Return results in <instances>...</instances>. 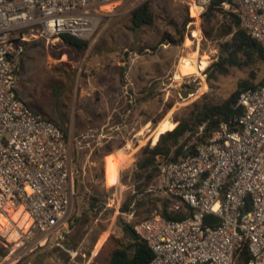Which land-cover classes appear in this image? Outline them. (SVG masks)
I'll use <instances>...</instances> for the list:
<instances>
[{
    "label": "rangeland",
    "instance_id": "374dc122",
    "mask_svg": "<svg viewBox=\"0 0 264 264\" xmlns=\"http://www.w3.org/2000/svg\"><path fill=\"white\" fill-rule=\"evenodd\" d=\"M144 3L153 22L134 29L131 12ZM102 8L99 24L82 38L87 45L81 51L59 35L44 38L26 32L16 90L28 108L57 123L69 138L75 195L66 230L44 243L38 242L39 235L31 238L30 231L21 236L30 222L24 213L13 220L14 226L5 224L0 229V264H105L116 238L131 241L124 223L134 225L160 214L162 201L182 207L166 194L157 164L172 159L180 146L179 155L201 142L203 125L181 137L167 156L157 155L145 174L137 168L142 148L189 118L193 103L203 95L219 103L251 72L232 67L207 79L202 60L209 55V64L215 61L223 39L205 38L202 16L191 17L189 0H115ZM254 69L258 72L252 81L258 83L264 64ZM137 200L146 204L133 206ZM125 201L131 209L122 212Z\"/></svg>",
    "mask_w": 264,
    "mask_h": 264
},
{
    "label": "built area",
    "instance_id": "2783aa9c",
    "mask_svg": "<svg viewBox=\"0 0 264 264\" xmlns=\"http://www.w3.org/2000/svg\"><path fill=\"white\" fill-rule=\"evenodd\" d=\"M114 1L0 0V216L12 227L9 211L21 208L30 219L21 236L30 231L39 243L68 226L74 158L64 130L18 95L19 60L29 34L87 38L102 6ZM210 1L189 0V14L192 6L199 10L191 17L199 20ZM233 1L239 26L264 43V0ZM235 107L241 112L220 121L204 141L158 162L166 194L190 212L181 220L153 214L133 225L152 250L146 264H232L243 245L248 264H264V80L241 90ZM208 214L218 224L204 223Z\"/></svg>",
    "mask_w": 264,
    "mask_h": 264
},
{
    "label": "trees",
    "instance_id": "16d2710c",
    "mask_svg": "<svg viewBox=\"0 0 264 264\" xmlns=\"http://www.w3.org/2000/svg\"><path fill=\"white\" fill-rule=\"evenodd\" d=\"M224 5H227L228 8L224 9ZM218 14L221 16L218 17ZM201 16L203 20L202 31L205 38L223 39L219 44L217 59L211 64H209V55L202 60V70L207 67L205 70L207 79L210 81L216 79L219 75H225L232 67L247 68L251 72L247 78L238 82L237 89L234 92L219 103H214L210 99H207L206 95H203L199 101L193 103L195 109L191 111L189 118L178 120V123L172 130L161 133L157 142L153 143V146L145 145L141 150L142 157L137 161V168L143 170L144 174L154 165L157 155L167 156L171 150V146L175 145L186 133H194L198 130L199 126L203 125L200 138L204 141L220 121H227L234 114L240 113L241 108L235 107L239 92L246 88H255L264 80L263 77L258 83L252 81V79L256 78L258 72L254 67L259 63L264 64V43L252 38L239 26L234 1L211 0ZM153 18V13L148 4H141L131 12V27L137 29L141 26L152 24ZM188 21H190V18L187 17L184 25ZM59 36L63 43L78 51L83 50L87 45L86 40L69 33H61ZM168 37L169 42L175 41L170 36ZM180 37L181 41L182 35ZM180 150L181 146L175 150L176 153L172 159H175L179 155ZM146 176L149 177L150 174L147 173ZM140 191L141 189L137 187L135 193H139ZM129 204L130 201H125L120 208L121 211H130ZM145 204L144 201L137 200L133 206L140 207ZM152 205L153 207L155 206L154 204ZM151 209L148 206L146 211L149 213ZM189 212L190 209L183 204L182 207L174 209L169 207L167 201L161 202L160 214L168 220H181ZM204 223L216 225L218 224V218L212 214H208L204 217ZM123 228L130 235L131 241L129 244H125L116 238V243L109 248L105 264H146L153 256L152 250L134 232L133 225L124 223ZM110 239H112V236H109L107 242ZM249 259L248 249L243 245L235 252L232 264H248Z\"/></svg>",
    "mask_w": 264,
    "mask_h": 264
},
{
    "label": "bare ground",
    "instance_id": "6f19581e",
    "mask_svg": "<svg viewBox=\"0 0 264 264\" xmlns=\"http://www.w3.org/2000/svg\"><path fill=\"white\" fill-rule=\"evenodd\" d=\"M109 4H111V3H109ZM109 4L103 5L102 7L107 6V5H109ZM190 11H191V15L195 17V16L198 15V11H199V10H196V9L192 6L191 9H190ZM202 71H203V70H202ZM117 179H118V175H117ZM9 212H10L9 216H10V218H11L12 220H18V219H17V216H18L19 214H21V213H24V215H25V219L30 221L28 215H27L25 212H22V209H21V208H18L17 210H13V211H9ZM5 221H6V218L0 216V229H3V226H4L5 224H8V223H6ZM29 224H30V222H29ZM22 226H24V225H22ZM14 237H15V236H14Z\"/></svg>",
    "mask_w": 264,
    "mask_h": 264
},
{
    "label": "crops",
    "instance_id": "0c3cea01",
    "mask_svg": "<svg viewBox=\"0 0 264 264\" xmlns=\"http://www.w3.org/2000/svg\"><path fill=\"white\" fill-rule=\"evenodd\" d=\"M117 174H118V170H117ZM109 183H111V182H109Z\"/></svg>",
    "mask_w": 264,
    "mask_h": 264
},
{
    "label": "water",
    "instance_id": "95a60500",
    "mask_svg": "<svg viewBox=\"0 0 264 264\" xmlns=\"http://www.w3.org/2000/svg\"><path fill=\"white\" fill-rule=\"evenodd\" d=\"M154 145V144H153Z\"/></svg>",
    "mask_w": 264,
    "mask_h": 264
}]
</instances>
